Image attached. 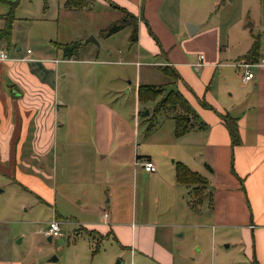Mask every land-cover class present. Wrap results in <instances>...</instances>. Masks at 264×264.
Here are the masks:
<instances>
[{
  "label": "crops",
  "instance_id": "0c3cea01",
  "mask_svg": "<svg viewBox=\"0 0 264 264\" xmlns=\"http://www.w3.org/2000/svg\"><path fill=\"white\" fill-rule=\"evenodd\" d=\"M6 1L0 0L6 5V10L0 12V31ZM62 1L61 10H73L64 7ZM95 2L103 11L115 4L135 16V40L127 46L131 48L130 55L109 59L63 57L58 43L74 40L52 41V56L32 55L30 49L25 50L27 47L22 50L12 34L14 15L8 35L0 34V47L8 54L7 59L0 60V161L7 160L13 177L16 172V177L35 189L38 196L49 200L53 190L44 178L48 177L47 165L55 156L52 150L57 144H77L71 140L74 134L65 133L84 128L82 124H68L70 110L82 108L83 103L74 104V94L60 91L59 81L70 77L73 63L99 64L97 76L101 79L123 80L131 72L114 71L112 66H132V78L120 84L123 92L133 93L131 120L105 94L82 98L90 102L93 124L90 158L83 162L74 152L77 158L70 166L74 180V207L69 214L72 223L91 239L97 235L96 243L111 236L119 247L118 253L125 254L127 264H206L201 260L200 243L207 237L211 239L214 230L221 235L220 241H227L224 247L231 243L235 256L227 262L215 261L210 246L207 264H264V65L253 67V77L246 81H241L239 72L233 69L234 63L243 59L255 34L249 33L243 52L226 62L224 57L231 52L228 34L218 22L207 19L210 5L217 0H209L205 10L200 9L198 0H184V4L193 6L187 13L181 0H89L79 10L91 11ZM186 24L193 25L191 33H187ZM82 49L93 50L80 42L78 51ZM263 51L258 48V56ZM111 54L112 50L108 51L107 55ZM197 54L201 55L199 60ZM80 75L90 76L85 70ZM139 83L175 89L187 100L190 125L182 134L175 136L172 132V113L177 108L170 109L167 119L151 127V134L144 141L148 148L138 144ZM223 112L234 119L236 143L231 142L219 116ZM104 156L108 161L102 164L99 160ZM144 156L154 162L153 171H145L134 162ZM176 160L204 176V184L176 181ZM108 166L115 172L112 194L108 189ZM124 168L129 169L125 178ZM136 176L160 183L153 207L132 205L135 193L139 197L142 193ZM129 178L135 186L129 184ZM160 199L161 203H157ZM184 228H191L192 238L198 243H193L187 252L175 239ZM47 261L51 260L35 264H49ZM0 264L21 261L2 253Z\"/></svg>",
  "mask_w": 264,
  "mask_h": 264
},
{
  "label": "rangeland",
  "instance_id": "374dc122",
  "mask_svg": "<svg viewBox=\"0 0 264 264\" xmlns=\"http://www.w3.org/2000/svg\"><path fill=\"white\" fill-rule=\"evenodd\" d=\"M9 1H15L12 13L16 20L12 26V34L15 36L16 41L21 44L22 50L27 47L28 50H31L30 54L32 55L46 56L51 54L52 56V41L69 40L80 41L92 47L93 50L90 51L79 50L78 56L80 57L93 58L95 56L97 59H109L121 56V58H124L123 56L131 53V48H127L132 43L128 40L130 30L128 26H124L107 36L98 33L99 29L123 14L113 7L103 11L99 4L95 2V6L91 11L75 8L71 11H64L60 8L62 0ZM208 1L198 0L200 9L205 10V4ZM217 1L218 3L210 5L212 9H210L211 12L207 15V19L211 22H218L228 34L227 43L231 52L228 57H224V61L231 62L235 59L237 53L243 52V44L246 38L249 37V33L255 35L258 33V48L263 50L264 0ZM162 3L161 7L164 6V3L163 5ZM181 4L183 8L187 6L188 10L184 11L186 13L193 9V6L184 4V0H181ZM207 8L206 10H209V5ZM1 10H6L4 3H0V12ZM169 24L171 25L170 22ZM90 36L97 43L88 39ZM221 42H225V32L223 30ZM117 48L119 52H117ZM110 50H112V54L108 56L107 53ZM54 61L58 63V59ZM80 65L82 64L73 63L72 74L70 77L59 81L62 83L59 84V88L60 91L69 90L70 93L74 94L75 101H72L74 104L83 103L82 108L74 106L75 108L70 110L68 124H82L84 128L80 132L65 133L67 136L74 134L75 137H71V140H75L77 144L72 143L68 147L57 144L52 150L55 156L53 161L48 163V171H46L48 177L44 178L45 182L52 187L51 198L48 200L41 195L38 196L35 189L28 186L19 176L16 177V172L15 177L12 176L11 165L7 160L0 161V254L4 253V256L10 259H20L21 264L43 262L51 256L56 257L57 260L47 261L49 264H127L125 254L118 253L120 251L119 247L111 236L103 237L96 243L97 235L94 236L95 239H91L77 224L72 223V217L69 214L74 207L71 202L74 199V191L71 185L74 180L71 179L73 174L70 171V166L77 157L82 158L83 162L90 158L89 149L91 147L89 145L93 121L91 110H89L90 102L87 99H82L83 97L90 95L92 98L94 96L99 98L105 94V98L121 110L126 119L131 120L133 93L132 90L127 93L123 92L120 89V84L132 78V66L126 64H114L112 66L114 71L131 72L130 75L127 74L121 80L120 77L112 79L98 77L99 64ZM233 69L238 72L240 70L239 67L235 66H233ZM83 70L89 73L90 76H81L80 72ZM156 75H160V79L163 78L160 73H156ZM164 91L165 88H162L161 94ZM158 97H160V94L154 99L139 101L138 104L137 142L143 148H148V144H144V141H146L147 135L151 134V127L157 125L163 119H167L166 116L171 111L167 107L156 113L152 111L153 104ZM74 152L78 153L77 157ZM106 161L108 160L105 156L99 160L102 164ZM32 162H35V159ZM107 170L110 180L108 189L112 194L114 193L112 177L115 172L111 171L109 166ZM128 172V168L123 169L124 178ZM128 181L129 184L133 183L135 186L134 180L129 178ZM136 184H140L142 193L141 197L137 195L138 193H135L132 205L137 207L141 204L144 207H153L156 204L154 197L156 193L158 196V189H161L159 187L160 183L158 184V182L146 178L141 180L139 176H136ZM105 198H107V194L104 193L103 199ZM157 203H161V199ZM58 215L60 218H58ZM51 217L60 219V235L46 239L42 228ZM192 234L191 228H184L182 235L175 237L176 243L185 252L189 250L193 243L198 244L192 238ZM220 236L214 230L211 239L207 237L206 241L200 243L202 263L204 261L206 264L209 263L208 252L210 246L213 248H211L212 256L215 261L227 262L234 258L233 246L230 243L228 247H224L223 244L227 241H220Z\"/></svg>",
  "mask_w": 264,
  "mask_h": 264
},
{
  "label": "trees",
  "instance_id": "16d2710c",
  "mask_svg": "<svg viewBox=\"0 0 264 264\" xmlns=\"http://www.w3.org/2000/svg\"><path fill=\"white\" fill-rule=\"evenodd\" d=\"M8 9L4 15V24L1 28L0 34L7 36L10 29V23L13 17L12 7L15 4V1H6ZM89 0H63L62 5L66 8H84L88 5ZM111 7L121 11L123 14L112 21H110L106 26L99 29V35L107 36L116 30L128 26L130 28L128 34L129 42L135 40V30H136V20L135 16L124 8L110 4ZM80 41H70L65 43H58V47L61 49V54L65 58H76L78 55V47ZM258 56V36L255 35L252 37V41L249 44L246 52L242 54L243 59L254 60ZM162 69V68H161ZM161 85L139 83L136 88V96L139 101H145L158 97L152 107L153 112H158L160 109L165 107L170 108L171 110L177 108V111L172 113L173 128L172 132L175 136L182 134L190 125V113L191 108L187 100L175 89H167L164 93L161 94L162 90ZM204 104V103H203ZM207 105V104H206ZM211 107L210 105H207ZM219 116L226 125L231 142L236 143L238 141L235 122L232 117H230L226 112L219 113ZM174 177L175 180L185 184H200L203 185L205 182L204 176L199 174L197 171L190 169L184 163L180 161L173 162Z\"/></svg>",
  "mask_w": 264,
  "mask_h": 264
},
{
  "label": "built area",
  "instance_id": "2783aa9c",
  "mask_svg": "<svg viewBox=\"0 0 264 264\" xmlns=\"http://www.w3.org/2000/svg\"><path fill=\"white\" fill-rule=\"evenodd\" d=\"M28 51V49H25ZM8 58V54L6 50L3 47H0V60H4ZM196 58L199 60L201 58L200 54H197ZM236 67H239V79L241 81H246L253 77V67L264 65V54L258 56L254 60H246L242 59L239 61H236L234 63ZM135 163H138L141 168L145 171H153L155 169L154 162L149 159L148 157H139L135 158ZM103 215H105V212H103ZM42 232L44 235H48L49 237H55L60 234L59 229V220L56 217H51L45 222V226L42 229Z\"/></svg>",
  "mask_w": 264,
  "mask_h": 264
},
{
  "label": "water",
  "instance_id": "95a60500",
  "mask_svg": "<svg viewBox=\"0 0 264 264\" xmlns=\"http://www.w3.org/2000/svg\"><path fill=\"white\" fill-rule=\"evenodd\" d=\"M192 27H193V25H189V24L188 25L187 24L185 25V28H186L187 33H191ZM88 39H90L91 41L97 43V41L92 36L88 37ZM145 112H146V110H145ZM46 239H49V236L48 235H46ZM49 259L55 261L56 260V257L51 256V257H49Z\"/></svg>",
  "mask_w": 264,
  "mask_h": 264
}]
</instances>
